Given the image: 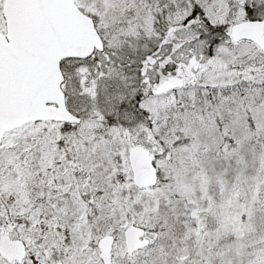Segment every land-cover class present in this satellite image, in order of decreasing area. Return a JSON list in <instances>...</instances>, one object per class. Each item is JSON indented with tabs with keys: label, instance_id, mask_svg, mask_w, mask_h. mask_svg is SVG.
I'll use <instances>...</instances> for the list:
<instances>
[{
	"label": "snow or ice",
	"instance_id": "6c2138e0",
	"mask_svg": "<svg viewBox=\"0 0 264 264\" xmlns=\"http://www.w3.org/2000/svg\"><path fill=\"white\" fill-rule=\"evenodd\" d=\"M0 264H264V0H0Z\"/></svg>",
	"mask_w": 264,
	"mask_h": 264
}]
</instances>
